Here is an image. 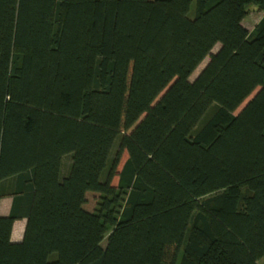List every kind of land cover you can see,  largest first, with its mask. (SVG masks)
<instances>
[{"label": "trees", "instance_id": "trees-1", "mask_svg": "<svg viewBox=\"0 0 264 264\" xmlns=\"http://www.w3.org/2000/svg\"><path fill=\"white\" fill-rule=\"evenodd\" d=\"M252 6L264 0H0V264H260Z\"/></svg>", "mask_w": 264, "mask_h": 264}, {"label": "rangeland", "instance_id": "rangeland-1", "mask_svg": "<svg viewBox=\"0 0 264 264\" xmlns=\"http://www.w3.org/2000/svg\"><path fill=\"white\" fill-rule=\"evenodd\" d=\"M264 17V11L260 10L259 8L257 7H250L249 8V11H248V15L247 17L245 18V20L243 21V25L250 31V32H253L254 29L256 28V26L258 25V23L260 22V20ZM220 49V45H217L212 53H217ZM210 61V57L208 56L204 62L199 66V68L194 72V74L191 76L190 80L191 81H194L198 76L199 74L203 71V69L206 67V65L209 63ZM258 92L255 91L240 107L239 109L236 111V114H238L239 112L242 111V109L246 106V104L255 96V94ZM161 97V96H160ZM160 97L158 98V100L160 99ZM135 128V126L129 131L127 132V134L131 133L132 130ZM121 136L117 139L116 141V144L114 146V149L112 151V154H111V160H113L117 153L119 152V143H120V139H121ZM128 158V153L126 151H123L121 153V160L119 162V165L117 167V171H120L123 164L125 163V161L127 160ZM69 158L65 160V172L67 171L68 169V166H69ZM111 164H112V161H111ZM118 181H119V178L118 176L114 177L113 179V185H118ZM99 201H100V194L99 193H95V192H89L87 194V201H86V204H85V208L88 210V211H96L97 207H98V204H99ZM11 205V198H2L0 199V214H2L3 211L7 210V208H9V206ZM17 231L19 233H21L22 229H18L17 228ZM109 234L110 232L107 233L106 235V238L105 240L103 241L102 243V246L103 247H106V244H107V239L109 237ZM260 264H264V258H262L260 260Z\"/></svg>", "mask_w": 264, "mask_h": 264}, {"label": "crops", "instance_id": "crops-1", "mask_svg": "<svg viewBox=\"0 0 264 264\" xmlns=\"http://www.w3.org/2000/svg\"><path fill=\"white\" fill-rule=\"evenodd\" d=\"M11 204H12V199H11ZM10 208H11V205L9 206V208H7V210L3 211L2 214H0V215H4V216L8 215L10 212ZM26 223H27L26 219L16 221V223L14 224V229H13V233H12V241L13 242L17 243V242H21L23 240L25 228H26ZM17 228L22 229L21 233H19L17 231Z\"/></svg>", "mask_w": 264, "mask_h": 264}, {"label": "water", "instance_id": "water-1", "mask_svg": "<svg viewBox=\"0 0 264 264\" xmlns=\"http://www.w3.org/2000/svg\"><path fill=\"white\" fill-rule=\"evenodd\" d=\"M212 54H215V53H212Z\"/></svg>", "mask_w": 264, "mask_h": 264}]
</instances>
